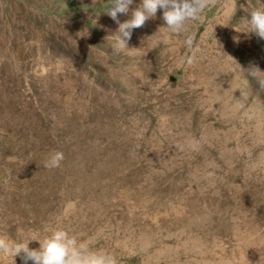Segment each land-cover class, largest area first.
<instances>
[{
    "label": "rangeland",
    "instance_id": "obj_1",
    "mask_svg": "<svg viewBox=\"0 0 264 264\" xmlns=\"http://www.w3.org/2000/svg\"><path fill=\"white\" fill-rule=\"evenodd\" d=\"M110 3L0 0V235L264 264V39L245 22L264 0H215L179 34L158 10L119 53Z\"/></svg>",
    "mask_w": 264,
    "mask_h": 264
},
{
    "label": "clouds",
    "instance_id": "obj_2",
    "mask_svg": "<svg viewBox=\"0 0 264 264\" xmlns=\"http://www.w3.org/2000/svg\"><path fill=\"white\" fill-rule=\"evenodd\" d=\"M214 3L215 0H141L140 5L131 11V18L121 23L118 14H128L133 0H111L106 14L118 24V30L107 39L112 38L115 41L114 52L119 53L130 49L128 41L131 39L133 30L143 27L149 19L155 18L158 10L163 12L164 27L171 33L179 34L186 30L189 21L196 20L206 8ZM245 22L250 30L249 33L264 39V7L250 11ZM233 40L238 43L239 37L234 36ZM185 43L191 47L192 38L189 36ZM193 60L194 58L188 62L192 63ZM255 69L260 71L258 68ZM258 83L264 88V79H260ZM63 160V152L56 151L50 155L45 167L58 168ZM31 241L33 240L16 241L0 235V259L8 256L14 259L20 256L23 264H28L29 261L32 264H120L113 253L90 248L64 228L52 229L43 239L35 240L38 241L39 248H30Z\"/></svg>",
    "mask_w": 264,
    "mask_h": 264
},
{
    "label": "bare ground",
    "instance_id": "obj_3",
    "mask_svg": "<svg viewBox=\"0 0 264 264\" xmlns=\"http://www.w3.org/2000/svg\"><path fill=\"white\" fill-rule=\"evenodd\" d=\"M217 106V105H216Z\"/></svg>",
    "mask_w": 264,
    "mask_h": 264
}]
</instances>
